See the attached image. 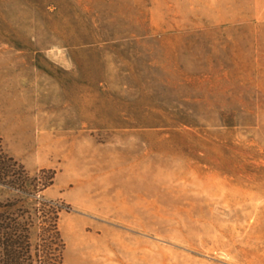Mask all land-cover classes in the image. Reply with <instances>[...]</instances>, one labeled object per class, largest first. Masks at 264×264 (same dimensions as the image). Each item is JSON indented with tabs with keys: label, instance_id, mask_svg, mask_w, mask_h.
<instances>
[{
	"label": "rangeland",
	"instance_id": "obj_1",
	"mask_svg": "<svg viewBox=\"0 0 264 264\" xmlns=\"http://www.w3.org/2000/svg\"><path fill=\"white\" fill-rule=\"evenodd\" d=\"M0 135L67 264H264V0H0Z\"/></svg>",
	"mask_w": 264,
	"mask_h": 264
},
{
	"label": "trees",
	"instance_id": "obj_2",
	"mask_svg": "<svg viewBox=\"0 0 264 264\" xmlns=\"http://www.w3.org/2000/svg\"><path fill=\"white\" fill-rule=\"evenodd\" d=\"M53 179L44 183L43 189ZM27 183L25 166L5 151L0 135V185L28 195ZM61 212V206L52 201H43L31 210L22 200L0 198V264H67ZM35 228L38 230L36 241Z\"/></svg>",
	"mask_w": 264,
	"mask_h": 264
}]
</instances>
